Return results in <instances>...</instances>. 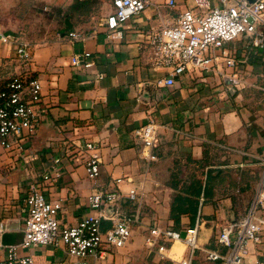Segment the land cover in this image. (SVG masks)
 <instances>
[{
	"label": "crops",
	"instance_id": "0c3cea01",
	"mask_svg": "<svg viewBox=\"0 0 264 264\" xmlns=\"http://www.w3.org/2000/svg\"><path fill=\"white\" fill-rule=\"evenodd\" d=\"M153 1L128 18L121 36H116L105 25L113 9L109 0L96 23L81 28L66 23L58 34L35 42L30 62L18 59L12 44L0 38V84L24 69L41 83L35 133L7 153L0 146V219L7 224L2 244L22 238L27 181L34 176L41 180L39 173L52 164L59 175L43 182L44 194L61 200L59 216L67 225L89 211L86 196L92 190L116 188L121 211L127 215L135 210L125 197L128 190L146 191L131 237L123 246L107 249L103 259L107 264L147 252L144 236L153 223L181 231L197 223L202 249L193 262L212 264L204 248H214L220 224L247 208L263 172L257 156L264 155V92L245 87L244 82L257 81L264 68L253 59L242 64L244 82L233 90L212 71L192 67L166 85L171 68L156 64L151 34L165 20H174L191 0H176L173 7ZM85 50L88 56H83ZM74 55L79 56L78 63ZM87 60L93 62L89 67L84 66ZM150 118L159 125L153 159L142 155L133 131ZM87 141L95 145L91 152L100 160L96 180L87 176L84 164ZM197 185L201 191L195 195L192 188ZM185 196L197 199L193 212L186 210ZM174 217L179 219L177 226ZM108 225L102 220V228ZM178 242L168 254L181 250ZM17 252L71 264L60 248L49 245L18 246ZM245 261L264 264V232L259 242L248 243Z\"/></svg>",
	"mask_w": 264,
	"mask_h": 264
},
{
	"label": "built area",
	"instance_id": "2783aa9c",
	"mask_svg": "<svg viewBox=\"0 0 264 264\" xmlns=\"http://www.w3.org/2000/svg\"><path fill=\"white\" fill-rule=\"evenodd\" d=\"M153 0H111L113 9L105 18L107 29L121 36L122 24L131 16L153 4ZM169 7L176 0H163ZM74 36L76 34L72 33ZM236 43L229 42L238 38ZM0 38L11 43L15 56L23 62H30L33 47L30 42L20 40L12 32L0 31ZM155 62L170 67L164 78L166 85L174 83V76L187 68H204L217 74L233 90L243 81L241 65L250 59L264 66V0H191L174 20H165L151 34ZM85 50L83 56H88ZM73 61L78 63L79 56ZM93 62L87 60L84 66ZM264 68V67H263ZM264 89V87H262ZM41 94L38 77L28 69L20 70L0 84V146L9 152L20 141L35 133L41 112L35 103ZM158 123L149 119L134 128L140 140L141 153L153 159L152 149L158 135ZM88 152L84 159L87 176L96 180L100 172V160L92 142H85ZM227 150H234L226 147ZM241 151V150H240ZM263 166L262 176L247 208L220 225L215 235L216 246L204 248L205 258L212 264H257L245 261L249 242H259L264 232V155L257 156ZM148 169L144 170V175ZM41 180L34 176L27 181L22 206L21 241L2 244L1 235L7 224L0 219V264H67L64 260H36L32 253L20 254L18 246L34 248L49 245L60 248L71 264H107L104 262L110 247H121L131 237L133 227L140 220V211L145 203L146 191L131 188L125 194L135 205L134 213L121 211L120 195L116 188L92 190L86 201L89 211L75 224L62 223L59 212L60 199L49 200L44 194V181L59 175V168L52 164L39 173ZM102 220L109 225L102 228ZM198 224L177 230L171 226L153 223L147 227L144 244L147 251H156L170 258L174 264H194L196 251L202 249L198 243ZM180 241L184 249L178 257L168 254L172 243ZM170 248V249H169ZM73 257V258H72Z\"/></svg>",
	"mask_w": 264,
	"mask_h": 264
},
{
	"label": "rangeland",
	"instance_id": "374dc122",
	"mask_svg": "<svg viewBox=\"0 0 264 264\" xmlns=\"http://www.w3.org/2000/svg\"><path fill=\"white\" fill-rule=\"evenodd\" d=\"M74 0H0V31L12 32L20 40H25L33 45L35 42L46 40L58 34L66 23L78 27L94 24L104 12L105 3L109 0H92L91 9L83 12L82 8L72 9L70 4ZM69 15L66 17L65 14ZM240 38L232 40L233 45ZM258 63H260L258 61ZM256 66V65H255ZM259 67V66H258ZM264 67V66H263ZM262 67V68H263ZM244 82V86H251L264 92V75L255 81ZM264 94V93H263ZM225 222V221H224ZM222 222L220 225L224 224ZM128 241V240H127ZM178 242V241H176ZM175 242V243H176ZM172 252V256L178 257L182 251ZM175 245V244H174ZM120 252L118 251V254ZM73 258V257H72ZM71 259V258H70ZM69 259V260H70ZM117 264H174L173 261L156 251H139L131 259H123Z\"/></svg>",
	"mask_w": 264,
	"mask_h": 264
},
{
	"label": "trees",
	"instance_id": "16d2710c",
	"mask_svg": "<svg viewBox=\"0 0 264 264\" xmlns=\"http://www.w3.org/2000/svg\"><path fill=\"white\" fill-rule=\"evenodd\" d=\"M91 3H92V0H74L70 4V7L72 9H80V8H82L83 12H88L89 9H91ZM68 15H69L68 13L65 14L66 17ZM207 179H209V173H207V175H206V182L204 183V191L206 190V187H207V182H208ZM196 180H197L198 184H200L199 183L200 179L197 178ZM192 191H193V193L195 195H197L198 193H200L201 188H200V186L197 185L196 187L192 188ZM182 198H183L184 202L187 204L186 210L193 212L195 210V207H196L197 199L193 198V197H189V196H185V197H182ZM173 220H174V224H175L174 226H177L178 223H179V219L177 217H174Z\"/></svg>",
	"mask_w": 264,
	"mask_h": 264
},
{
	"label": "water",
	"instance_id": "95a60500",
	"mask_svg": "<svg viewBox=\"0 0 264 264\" xmlns=\"http://www.w3.org/2000/svg\"><path fill=\"white\" fill-rule=\"evenodd\" d=\"M2 236V235H1ZM22 236H23V234H22ZM22 239V238H21ZM21 239H20V241H21ZM19 242V241H18ZM18 242H15V243H18ZM15 243H10V244H15Z\"/></svg>",
	"mask_w": 264,
	"mask_h": 264
}]
</instances>
